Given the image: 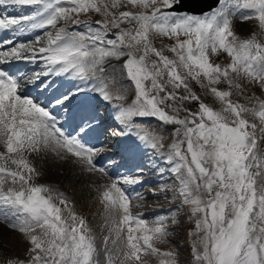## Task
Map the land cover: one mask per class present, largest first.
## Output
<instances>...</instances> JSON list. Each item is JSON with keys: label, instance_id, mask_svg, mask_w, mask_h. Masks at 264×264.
Masks as SVG:
<instances>
[{"label": "snow or ice", "instance_id": "snow-or-ice-1", "mask_svg": "<svg viewBox=\"0 0 264 264\" xmlns=\"http://www.w3.org/2000/svg\"><path fill=\"white\" fill-rule=\"evenodd\" d=\"M217 3L223 7L198 15L178 12L183 0H113L112 8L123 4L129 9L120 11L117 17L103 0L102 6L96 0H0V7L32 6L34 9L31 14L19 17L0 16V29L21 33L49 26L56 29L45 32L46 43L40 47L23 43L16 46L6 40L3 43L13 46L8 51H0V204L14 210L19 223L12 227L29 234L36 228L42 230L44 239L30 236L35 253L31 264H95L96 249L94 237L87 234L90 229L82 218L72 214V223L63 220L61 208L53 203L51 195H43L50 193V189L29 183L34 168L26 154L51 149L59 155L66 150L65 154L78 158L88 166L89 172L94 171V156L100 149L89 146L84 137L106 133L113 137L128 136L133 127H138L133 117H154L165 124L181 126L175 129V135L183 139L171 144L167 160L179 182L174 196L181 199L182 204L192 206V215L197 217V233H203L198 241L202 250L197 252L196 260L201 264H264V183L257 185L254 179L264 168V159L254 151L257 125L243 115L252 113L264 124V102H258V107L254 108L233 104L229 99L230 91L211 87V93L224 104L221 111L200 102L198 111L179 118L180 107L168 104L177 114L169 115L159 106L169 100L199 101L200 97L189 90L188 77L198 81L204 77L209 85L224 80L232 86L231 74H235L250 78L264 89V42H259L255 36L238 41L230 19L242 9L249 10L240 12L239 18L257 20L264 35V0H217ZM89 9L111 19L96 21L93 25L73 16ZM61 20L77 25L84 23L86 31H69L67 26L57 29ZM121 23L138 27L135 32L121 29L114 38L110 37L111 29L119 28ZM150 34L175 35L177 44L170 51L176 58L170 59L153 47ZM180 35L187 39L179 40ZM42 39L44 37H37L36 41ZM142 43L143 53L137 56ZM209 48L223 49L232 58L231 63L223 68L210 63L206 55ZM150 53L158 60L149 62ZM38 56L44 62V70L26 78L19 69L11 72L5 67L9 61L21 59L36 62ZM122 57H127L122 70H126L134 84L135 97L127 107L123 103L115 104L114 119L123 129L112 130L103 127L101 114L86 102L84 94L98 93L109 103L123 101L126 90L109 89L105 68L111 58ZM62 76L81 83L57 88L53 77ZM148 81L150 84L146 85ZM89 83L91 88L86 87ZM169 84L173 89L183 87L188 94L178 96L175 91H166ZM30 85L39 95H26L25 89ZM61 120L73 124L77 134H66ZM261 131L264 132V128ZM157 146L158 142L151 144L154 149ZM253 168L257 169L255 173L250 171ZM99 171L104 172V169ZM142 179V176H126L123 183L132 185ZM8 181L11 186L5 188ZM16 184L20 185L19 189ZM118 184L119 181H113L107 186L103 199L112 210H122L119 222L114 220L113 223L118 234L127 230L129 251L125 259H140L141 241L152 252L172 257V253H160L150 243L154 237L159 239L167 234L162 226L165 218L161 217L157 226L148 227L143 218L131 214L130 197ZM204 193H207L206 199ZM60 203L66 204V201L60 199ZM138 232L143 234H134ZM160 264H175V260L162 259Z\"/></svg>", "mask_w": 264, "mask_h": 264}, {"label": "rangeland", "instance_id": "rangeland-1", "mask_svg": "<svg viewBox=\"0 0 264 264\" xmlns=\"http://www.w3.org/2000/svg\"><path fill=\"white\" fill-rule=\"evenodd\" d=\"M96 2L98 5H101V0H96ZM112 3L113 0H103V4H107L109 6L108 10L115 13L117 17L119 16L120 11L129 10L125 8L123 4L121 7L112 8ZM65 6H68V3ZM134 11L144 10L134 9ZM77 17L84 18L82 22H88L93 25H95L96 21L111 19V17H105L102 13H97L94 9H89L87 12H81ZM239 17L240 13L238 12H236L235 16L230 17L232 20V31L235 37L238 38V41L252 39L255 36L259 42H264V35H261L258 21L255 19L245 21ZM63 23L66 22L61 20L59 23L60 26ZM73 25L75 26L77 24ZM78 26L79 29L77 30L80 32L86 31L84 23L78 24ZM137 27L138 26L136 24L121 23L119 28L111 29L109 36L114 38L118 33H120L121 29H129L135 32ZM74 29L76 28L74 27ZM184 39H187V37L183 35L179 36V40ZM228 39L231 41L232 37H228ZM149 41L151 45L158 51H161L163 55L168 56L170 59L176 58L175 54L170 51V49L177 44V37L175 35L165 36L159 34H150ZM142 53L143 43L139 46L137 56ZM206 55L210 63L214 65L218 64L222 68L230 64L232 59L226 52H224L223 49H217L216 51H213L211 48H209ZM111 59H113L111 68L115 67L114 69L117 71L119 77L121 76L124 81H127L129 85V87L127 86L128 90L125 89L129 93V95L126 96L127 98L130 96V94L133 95L128 98L129 101L135 97V89L133 82H131L127 77L126 70H122V65L127 57H122L118 60L115 58ZM147 60L150 62L152 60H158V58L154 54L150 53L147 57ZM113 62H115V64H113ZM180 71L182 75H185L183 70ZM231 75L234 79V84L232 86H229V84L224 80H221L219 84L209 85L207 79L204 77H201L199 81L188 77L186 82L188 83L189 90L200 97V100H188L183 101L182 103L179 100H169L166 101L165 104L159 106L162 107L169 115L177 114L167 106L168 104H173L176 107H180L182 110L178 114L179 118H184L189 112L198 111L200 102L212 107L215 111H221L224 107V104L214 94L211 93V87H216L219 91H230L232 95L229 97V99L233 104L254 108L258 107V102H264V89H262L259 84L252 83L248 77L236 76L235 74ZM145 83L146 85H149L150 81ZM236 85H239V87ZM129 88H131V93ZM166 91H175L178 96L188 94V92H186L183 87L180 89H173L172 85L170 84L166 85ZM160 96H164V93H160ZM243 115L244 118L250 123H255L257 125L255 129L256 149L254 151L258 156L264 159V132L261 131V128H264V124H261L259 118L252 113H244ZM139 119L140 122L138 123L145 131H151V133L154 134V137H159L161 140L163 137H165L164 135L169 137L170 134L172 135L175 129L181 127L180 125H176V127H170L168 126L169 124H165L159 121L158 118L154 117H139L138 120ZM134 122H136V120ZM249 131L252 130L249 129ZM114 138H116V140L118 139V137ZM181 139H183V136ZM166 143H168V140H166ZM109 148L110 147H108V150H110ZM161 148L165 149L166 147L162 146ZM110 152L113 151L110 150ZM33 154L34 152L26 154V158L29 161L30 166L34 168V172L31 173L32 179L29 180V183L35 184L37 186H44L50 189V193H43V195H51L53 203L61 208L63 220L67 221L68 223H72L71 215L75 214L85 221L87 229H90V232L87 234L91 237H94L96 252L93 256V260L95 264H160L162 259L173 258L175 260V264H201L200 261L196 260L194 255L196 250H202L198 242L197 246L195 247V241H199V238L202 235L201 233H197V217L193 216L192 212L189 213L192 206L189 205V207H183L182 204H180L179 207H174L173 209L171 208L176 202H181V199H177L174 196V193L178 192L179 188L177 179L172 181L170 180V177L166 181V179L160 177L157 180H152V184L141 185L145 186V188L141 187V190H139L140 197L136 201H134V191H130L131 187H123L127 195L131 196L132 203H135V209H137V211L140 213L143 212L138 207L142 205V202H145L144 205H147L146 202L148 203L149 201L158 203L161 202V204H158V206H160L158 210L160 211L156 210L154 213L151 212L153 214H147V212L144 211V213L147 214L145 221L150 228L157 226L156 222L161 217H164V220H167V222L163 223L162 225L167 234L159 239L154 237L150 243H152L153 247L159 249L160 253L170 252L173 254L172 257H164L159 253L152 252V250L149 249L150 254L143 252L138 253L140 256L139 260H136L135 258L125 259V253L129 251L126 246L127 230L125 228L124 232L118 234L116 231V224L113 223L114 220L117 223L119 222V219L122 216V210L120 212L112 210L108 206L107 202L103 199V192L106 190L107 186H109V182L105 181L107 176L96 171L89 172L87 170L88 166L85 167L79 164L75 165L77 169L75 168L74 170V168H71L67 172L66 175H69L70 179L63 181L62 185L59 186L57 182L55 183V181L51 179L52 171L45 169L39 171L38 166L35 165L34 161L32 160ZM103 154L107 155L105 151ZM145 160V167H147L148 164H151L152 162L159 164L161 161L160 158L156 159L154 155L148 156L145 158ZM78 168H80L82 177L81 175H79V177L81 178H79L77 175ZM250 171L255 173L257 169L253 168L250 169ZM144 172L145 173L133 175L132 177L142 176L143 179L141 182L145 184V182L150 180V176L156 177L158 174L157 171L153 173V171H150V169H145ZM254 179L256 180L257 185L264 183V168L259 170V175H255ZM120 182H123V180H119V183ZM165 183H169V188L164 192V197H160L156 194H149L152 193V191L160 190L159 188H161ZM4 186L5 188L11 186V182H6ZM15 187L19 189L20 185L16 184ZM204 197L205 199L207 198V193H204ZM60 199L65 200L66 204H61ZM4 208L7 209L5 212H12V215L15 213L14 210L7 205H4ZM148 215L151 217L148 218ZM12 220L14 221V218ZM5 222L0 219V264H31L35 253L32 252V248L34 246L31 243L30 236L37 235L41 239H44L42 230L40 228H36L35 232L29 234L21 232L18 227H12V225L19 223L18 218L13 224ZM190 223H195L193 225L194 228H189V225H191ZM172 227L178 228L171 234ZM24 236L27 238H24Z\"/></svg>", "mask_w": 264, "mask_h": 264}, {"label": "bare ground", "instance_id": "bare-ground-1", "mask_svg": "<svg viewBox=\"0 0 264 264\" xmlns=\"http://www.w3.org/2000/svg\"><path fill=\"white\" fill-rule=\"evenodd\" d=\"M15 6H10V8L8 10H13L14 11V8ZM10 14L13 15V12L10 11ZM64 26H67L68 30L69 31H72L71 30V26L69 24H65ZM59 26H57V29H58ZM56 29H53L51 27H48L44 30H41V31H55ZM45 32H42L41 34L42 37H44V39L40 40L39 42H30L28 40V38H33L34 37V33L31 32L30 30L27 31V36L24 34V39L23 41H28L27 43L29 44H34L35 47H40L42 46L44 43H46V37H45ZM25 55H28V54H25ZM113 59L110 60V63L106 64L105 65V68H106V72L108 74H113L112 77H111V80H110V86L112 87L113 91H116L117 89H127V85H126V82L121 79L117 73V71L114 69V68H111V63H112ZM33 64V65H32ZM37 67V68H34V67ZM29 67L31 69H29ZM111 68V69H110ZM17 69L20 70V72H22L23 74H25L26 76H30L32 75L33 73H38L42 70H44V62L43 60L38 56L37 57V60L36 62H29L28 60L26 59H21L18 61L17 63ZM16 69V70H17ZM53 80L55 81V84L57 85L58 82H60L61 80V77H53ZM81 82L78 81L77 84H80ZM106 83H107V80H106ZM71 83L67 84L66 86H58V88L60 89H65L67 88ZM113 84V86H112ZM35 87L34 86H28L26 89H25V93L26 94H29L31 95L32 97H35L37 95H39V93H36L37 91L34 90ZM126 90V96L129 95L128 91ZM37 94V95H36ZM99 96V95H98ZM125 96V98L127 99V97ZM42 97V96H41ZM40 97V99H41ZM84 99L86 100L87 103L93 105L95 103V100L89 95L87 96L85 94L84 96ZM99 100H101L102 102H105L102 100V98L99 97ZM94 106V105H93ZM125 106V105H124ZM127 106H129V104H127ZM125 106V107H127ZM112 110V109H111ZM113 113L114 111L112 110V113H111V116H113ZM116 114V112H115ZM61 123L64 124L63 121H61ZM65 125V124H64ZM169 126H172V124H169ZM75 133V132H74ZM73 133V134H74ZM92 138L95 137V135H91ZM89 138V136H87ZM177 137V136H176ZM93 141L95 143V139L93 138ZM161 142V141H160ZM163 143V142H162ZM186 147V145H185ZM170 150V149H169ZM54 152V153H53ZM66 151H62L59 155L55 153V151H52L51 149H44V150H41V151H38V152H34L33 154V158L32 160L34 161L35 165L38 166V169L39 171H41L42 169H45V170H49V171H52V176H51V179H53L55 181V183L57 182L58 185L62 184L63 181H67L70 179V176L69 175H66L67 172L71 169V168H74L75 170V165H83L85 166V164H82L78 161V158L76 157H70L68 158L69 155L71 154H65ZM28 154V153H27ZM144 157V155H142ZM98 162H103V157H97L96 158ZM154 163V162H152ZM78 167V166H77ZM86 167V166H85ZM131 167L129 166H125L124 169L125 170H128L130 169ZM154 168V167H153ZM156 168V167H155ZM77 169V168H76ZM62 170V171H61ZM151 171V170H150ZM62 172V173H61ZM147 172V171H146ZM39 173V172H38ZM41 173V172H40ZM73 173V172H72ZM142 173V172H141ZM149 173V172H148ZM47 174V173H46ZM114 174V173H113ZM168 174V173H167ZM71 175V174H70ZM74 175V173H73ZM78 177L79 175H81L80 173V168H78V173H77ZM46 177V176H45ZM76 177V176H75ZM82 177V175H81ZM79 177V178H81ZM49 180V179H48ZM165 181V180H164ZM104 185V184H103ZM141 209H150L149 205H142L141 206ZM5 219H7V221L10 223L12 221V219L14 218L11 214H6V216H4ZM12 223V222H11Z\"/></svg>", "mask_w": 264, "mask_h": 264}, {"label": "water", "instance_id": "water-1", "mask_svg": "<svg viewBox=\"0 0 264 264\" xmlns=\"http://www.w3.org/2000/svg\"><path fill=\"white\" fill-rule=\"evenodd\" d=\"M199 3H203V5H205L206 3L207 4L204 7L199 8L198 6ZM216 3H217V0H183V5H181L182 8L180 9L200 13V12L211 9L212 6H214Z\"/></svg>", "mask_w": 264, "mask_h": 264}]
</instances>
